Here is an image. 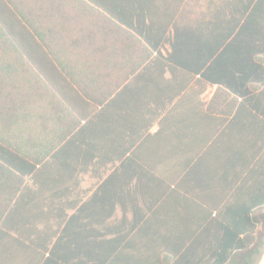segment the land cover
<instances>
[{"label": "crops", "instance_id": "crops-1", "mask_svg": "<svg viewBox=\"0 0 264 264\" xmlns=\"http://www.w3.org/2000/svg\"><path fill=\"white\" fill-rule=\"evenodd\" d=\"M206 42L264 74V0H0V161L56 233L15 264H173L264 200V80L210 109L218 84L187 66Z\"/></svg>", "mask_w": 264, "mask_h": 264}, {"label": "trees", "instance_id": "trees-1", "mask_svg": "<svg viewBox=\"0 0 264 264\" xmlns=\"http://www.w3.org/2000/svg\"><path fill=\"white\" fill-rule=\"evenodd\" d=\"M193 46L195 50L196 45L193 44ZM198 47L201 56L199 59H189L187 66L189 69L191 67L195 69V62L198 60L197 68L205 67V71L201 74L202 78L218 84V93L210 103V109L219 105L216 99H226L230 95L248 96L258 90L259 86L250 83L255 78L264 80V74L257 73L254 68H249L252 72L236 73L234 61L229 58L227 48L219 56L214 57L217 52L215 43H198ZM191 78L192 76L189 79ZM256 97L253 95L248 99L250 98L249 101H251ZM234 106V103L227 105L226 109L229 110L227 114L232 113ZM253 107L260 108L258 104ZM27 189L28 186L24 185L23 171L11 169L9 164L0 161V264H15L25 257V242L30 244L36 254L40 236L46 239L42 250L47 252V247L56 234L43 232V230L39 234L37 224L44 219L27 218L23 215L25 211L21 197ZM33 208H36V204ZM28 222L32 224L33 229L22 231L24 224ZM212 223L214 227H218V232L214 235L210 232L204 233L199 235V239L215 248L187 251L175 259L173 264H258L264 252V200L253 202L249 207H241L233 202L228 203L220 212L219 219H215ZM117 241L107 243V249L103 253L104 260L116 254ZM92 245L94 255L99 244L94 241ZM77 252L71 253L70 256L74 257ZM191 253L195 256H191ZM66 255L67 252L64 249L52 247L48 256L66 258ZM119 261L121 259L117 254L110 264H117Z\"/></svg>", "mask_w": 264, "mask_h": 264}]
</instances>
